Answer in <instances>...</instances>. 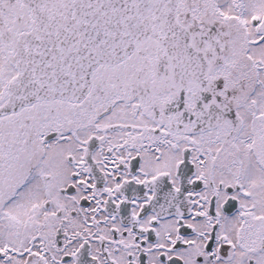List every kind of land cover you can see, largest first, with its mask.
I'll use <instances>...</instances> for the list:
<instances>
[{"label": "snow or ice", "instance_id": "6c2138e0", "mask_svg": "<svg viewBox=\"0 0 264 264\" xmlns=\"http://www.w3.org/2000/svg\"><path fill=\"white\" fill-rule=\"evenodd\" d=\"M0 264H264V0H0Z\"/></svg>", "mask_w": 264, "mask_h": 264}]
</instances>
